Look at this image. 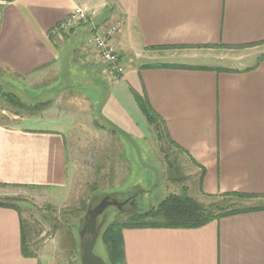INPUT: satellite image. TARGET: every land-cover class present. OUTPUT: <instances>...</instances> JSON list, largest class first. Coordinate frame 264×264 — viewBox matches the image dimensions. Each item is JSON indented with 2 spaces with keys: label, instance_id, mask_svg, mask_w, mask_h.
I'll use <instances>...</instances> for the list:
<instances>
[{
  "label": "crops",
  "instance_id": "1",
  "mask_svg": "<svg viewBox=\"0 0 264 264\" xmlns=\"http://www.w3.org/2000/svg\"><path fill=\"white\" fill-rule=\"evenodd\" d=\"M76 8L94 15L56 35ZM117 17L125 28L111 44L125 73L115 80L95 61L89 39ZM0 68L27 90H47L54 100L70 94L69 104L78 106L74 114L49 109L42 117L0 122V184L68 191L67 140L80 117L109 127L112 155L114 148L118 155L113 166L126 170L125 179L136 168L135 143L139 154H150L159 138L169 146L166 159L176 156L174 169L185 176L176 195L199 202L231 192L264 195V0L0 3ZM141 99L158 115L159 127L144 115ZM138 164L149 169L144 157ZM146 177L120 199L130 214L150 209L138 205V197L157 186L155 176ZM123 234L127 264H264V210L200 228ZM0 264H39L23 254L14 209L0 208Z\"/></svg>",
  "mask_w": 264,
  "mask_h": 264
},
{
  "label": "rangeland",
  "instance_id": "2",
  "mask_svg": "<svg viewBox=\"0 0 264 264\" xmlns=\"http://www.w3.org/2000/svg\"><path fill=\"white\" fill-rule=\"evenodd\" d=\"M14 80L17 79L0 68V83L3 88L21 95L25 103L49 101V106L44 111L60 110L67 114L78 111V106L68 102L72 100L70 94L54 100L47 97L49 94L47 90H27L22 83H15ZM23 81L29 88L32 87L31 80ZM14 87L16 89H13ZM1 108L8 109L1 114L7 117L9 122L12 117L17 116L13 114L16 110L0 100ZM43 112L31 116L22 111L18 117L24 118L27 115L42 117ZM99 126L94 120L76 118L72 133L67 140L72 178L68 191H46L24 187L0 188V196L16 198L15 203L20 208L23 218L34 228L30 250L35 254L34 258L39 260V264H81L83 243L90 238L88 225L92 226L97 236L94 256L106 262V251L100 241L101 233L108 223L129 219L128 214L131 209L127 205L128 202L120 199L124 200V196L128 194L126 192L133 189V184H138V181L146 180L145 178L149 179L146 177L147 172L155 176L154 181L157 179L155 182L157 186L154 187V191L149 195L138 197L139 207L151 208L160 204L167 195H176L181 183L184 182V173L180 169L178 171L174 169L177 166L174 162L176 156L169 155L166 159L164 151H168L169 146L159 138L151 141L150 154H139L140 147L135 143L133 160L136 162V168L131 170V175L125 179L126 170L115 168L118 155L116 148H114L115 154L112 155L115 140L111 136V131L109 127ZM111 156L115 161L112 162ZM126 157L131 161L130 154L126 153ZM142 157L145 158V167L149 168L147 171L137 169L139 166L142 167L138 164L141 163ZM209 201L211 200L206 199L201 203L208 204ZM86 202L89 205L87 211L79 215L80 218H75L74 215L79 214L77 209L80 210L82 203ZM231 203H236L238 206H253L249 201L232 200ZM253 203L264 206V200H256ZM56 221L60 223L57 228L53 227L57 224Z\"/></svg>",
  "mask_w": 264,
  "mask_h": 264
},
{
  "label": "trees",
  "instance_id": "3",
  "mask_svg": "<svg viewBox=\"0 0 264 264\" xmlns=\"http://www.w3.org/2000/svg\"><path fill=\"white\" fill-rule=\"evenodd\" d=\"M0 100L12 107L13 110H16L13 114H16L17 116H19L22 111L31 116L39 115L48 108L50 103L47 101L45 103L37 102L35 104H27L22 100L21 95H18L13 91L5 90L1 84ZM140 107L150 123L159 127L157 122L158 115L154 112L146 99L140 100ZM7 110L8 109L4 108L0 109V122L9 121L7 117L1 114ZM29 115H27V117H29ZM178 170L179 169L177 168L176 171ZM7 187L35 188L30 186L0 184V188ZM208 198L211 201H209L208 204H204L190 197L186 193L181 195L172 194L166 197L160 204L149 210L135 214H128L129 219L127 221H112L108 223L100 236V241L104 246L107 255L106 262L108 264H127L123 234L126 229L200 228L225 217L264 210V206H259L253 203L256 200H264V195L231 192L208 196ZM232 200L249 201L252 202L253 206H238L236 203H231ZM15 201L16 198L14 197L0 196V208L14 209L18 211L21 217L23 254L25 257L34 258L35 254L30 250L33 243L34 228L23 218L21 210ZM88 206L87 202L82 203L80 210L77 209L79 214L74 215V217L80 218L81 216L79 215L84 214L87 211ZM57 226H60L59 222L53 227L57 228Z\"/></svg>",
  "mask_w": 264,
  "mask_h": 264
},
{
  "label": "built area",
  "instance_id": "4",
  "mask_svg": "<svg viewBox=\"0 0 264 264\" xmlns=\"http://www.w3.org/2000/svg\"><path fill=\"white\" fill-rule=\"evenodd\" d=\"M94 15L82 8H76L70 16L54 29L56 35L80 23L86 22ZM125 19L122 17L113 18L101 27L97 28L89 39L90 46L95 52V61L105 66L106 74L115 80L120 79L125 73V67L121 63L120 55L112 46L111 41L124 28Z\"/></svg>",
  "mask_w": 264,
  "mask_h": 264
},
{
  "label": "water",
  "instance_id": "5",
  "mask_svg": "<svg viewBox=\"0 0 264 264\" xmlns=\"http://www.w3.org/2000/svg\"><path fill=\"white\" fill-rule=\"evenodd\" d=\"M13 0H0V3H10ZM90 238L83 243V251L81 256V264H108L94 256V247L96 244L97 236L95 230L91 225L87 226Z\"/></svg>",
  "mask_w": 264,
  "mask_h": 264
}]
</instances>
